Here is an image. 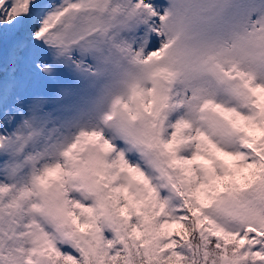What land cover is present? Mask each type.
<instances>
[{
    "label": "snow or ice",
    "instance_id": "snow-or-ice-1",
    "mask_svg": "<svg viewBox=\"0 0 264 264\" xmlns=\"http://www.w3.org/2000/svg\"><path fill=\"white\" fill-rule=\"evenodd\" d=\"M0 264H264V0H0Z\"/></svg>",
    "mask_w": 264,
    "mask_h": 264
}]
</instances>
